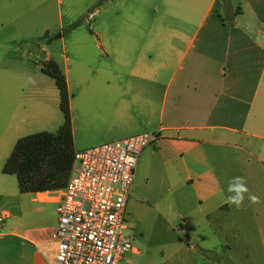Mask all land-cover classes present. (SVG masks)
<instances>
[{"label": "crops", "instance_id": "1", "mask_svg": "<svg viewBox=\"0 0 264 264\" xmlns=\"http://www.w3.org/2000/svg\"><path fill=\"white\" fill-rule=\"evenodd\" d=\"M121 1L126 13L117 33L110 35L103 23L102 31L89 35L98 43L101 56L123 64L127 77L123 91L120 87L84 90L75 112L71 101L72 120L80 115L86 121L103 122L110 132L124 130L122 138H100L98 143L157 133V140L139 158L127 211L158 208L174 195L181 218L188 207L190 213H202L209 224L217 214L231 213L213 158L226 162L220 149H236L250 175L249 193L262 195L259 203L245 199L242 207L252 208L260 220L264 245V0ZM96 2L91 6L95 8ZM9 5L12 8L5 9L0 1V32L5 26L12 30L29 27L30 22L38 23L41 32L52 28V0L11 1ZM151 5L161 12L154 21L146 16ZM5 11L23 17L8 18ZM60 29L64 30L63 24ZM167 76L168 87L176 81L171 95L170 90H161ZM86 91L99 93L87 96ZM125 96L132 102L125 101ZM4 165L0 156V215L5 217L0 229V264H56L51 241L59 194L20 193L18 182L15 186L9 180L14 176L3 174ZM219 230L215 233L221 242L226 241L222 246L226 258L214 262L219 245L213 244L204 250L207 256L200 263L238 264L230 257L233 249L225 230L221 226ZM251 255L246 260L264 264V246Z\"/></svg>", "mask_w": 264, "mask_h": 264}, {"label": "rangeland", "instance_id": "2", "mask_svg": "<svg viewBox=\"0 0 264 264\" xmlns=\"http://www.w3.org/2000/svg\"><path fill=\"white\" fill-rule=\"evenodd\" d=\"M0 1L6 9L12 8L9 2L20 0ZM93 1L52 0L50 30L41 32L38 23L30 22L29 27L21 26L17 30H12L5 26L0 32L1 165H4L10 157L18 140L44 132L56 134L63 125L64 118L59 107V91L55 81L43 73L45 64L50 60L56 61L66 75L74 112L81 106L80 93L84 90L120 87L123 91L127 80L123 64L116 63L114 58L107 59L101 56L97 50L98 43L90 37L89 33L102 31L101 27L105 23L108 25V33L116 34L118 26L125 20L126 10L121 0L117 3L111 0H96L98 4L95 8L91 6ZM13 10L17 9L13 7ZM96 10H98L97 13L89 18V14L95 13ZM5 12L8 18L23 17L13 15L9 11ZM160 13L151 5L148 6L146 16L148 20L154 21L160 17ZM223 18L226 23H229L230 20L226 15ZM61 24L64 25V30L60 29ZM62 37L65 39L62 40ZM121 49L122 47L119 48L122 52ZM178 78L179 76L177 80ZM169 81V76L162 80L161 90L162 93L170 90L171 95L176 87V81L171 82L168 87ZM86 93L89 96L90 93L99 92L86 91ZM124 99L130 101L129 103L132 102L128 96ZM71 116H73L72 112ZM72 126L77 152L107 143V141L98 143L100 138H122L123 136L120 135L124 133V130L110 132L103 122L86 121L80 115L78 117L74 115ZM133 135H127L124 138ZM220 150L227 156L226 162L218 158H213V161L217 171L222 174L227 197L230 195L227 191L228 182L233 177H243L247 185L250 183L247 180L250 175L241 165L236 149L222 148ZM228 173H231L229 177ZM9 180L15 186L17 185L15 176ZM249 185L247 188L251 189ZM250 193L262 198V195L255 191ZM175 198L176 196L171 195L168 203L161 202L158 208L132 207L127 211V234L141 255L129 253L125 257L126 263L201 264L207 256L204 250L212 248L213 244L219 245L213 258L214 262L216 258L224 259L226 255L223 253L222 246L226 241L221 242L219 234L216 237V233H220L221 226V231L226 232L228 245L233 249L230 257L237 259L238 264H252L251 260H246V256L251 259V252L264 246L259 234L261 223L259 219H255L252 208L245 206L238 210L234 205H230L231 213L217 214L209 224L202 213L195 212L196 210L190 213V207L184 209L185 218L179 217L178 208L180 207L177 206ZM244 209L248 210V213H244ZM226 262L229 261L226 260ZM261 262H263L262 259L258 263Z\"/></svg>", "mask_w": 264, "mask_h": 264}, {"label": "built area", "instance_id": "3", "mask_svg": "<svg viewBox=\"0 0 264 264\" xmlns=\"http://www.w3.org/2000/svg\"><path fill=\"white\" fill-rule=\"evenodd\" d=\"M156 140L145 132L76 153L67 185L57 191L56 264H129L126 255L137 253L127 234L129 194L139 158ZM4 222L0 215V229Z\"/></svg>", "mask_w": 264, "mask_h": 264}, {"label": "trees", "instance_id": "4", "mask_svg": "<svg viewBox=\"0 0 264 264\" xmlns=\"http://www.w3.org/2000/svg\"><path fill=\"white\" fill-rule=\"evenodd\" d=\"M43 73L51 77L60 95L64 122L56 134L40 133L17 141L3 168V174L17 178L19 191L56 192L64 189L75 164V141L71 116V97L66 75L54 60L45 64Z\"/></svg>", "mask_w": 264, "mask_h": 264}, {"label": "clouds", "instance_id": "5", "mask_svg": "<svg viewBox=\"0 0 264 264\" xmlns=\"http://www.w3.org/2000/svg\"><path fill=\"white\" fill-rule=\"evenodd\" d=\"M130 163H134V161L130 160ZM227 191L230 193V195L224 198V202L229 205H234L238 210L243 206L246 198L250 203L253 204L260 202L259 197L249 193V189L247 188L246 181L243 177H233L228 182Z\"/></svg>", "mask_w": 264, "mask_h": 264}]
</instances>
